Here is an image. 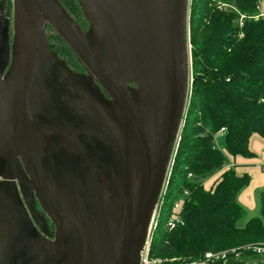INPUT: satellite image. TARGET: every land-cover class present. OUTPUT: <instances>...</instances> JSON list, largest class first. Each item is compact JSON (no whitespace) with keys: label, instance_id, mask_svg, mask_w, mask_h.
Listing matches in <instances>:
<instances>
[{"label":"water","instance_id":"water-1","mask_svg":"<svg viewBox=\"0 0 264 264\" xmlns=\"http://www.w3.org/2000/svg\"><path fill=\"white\" fill-rule=\"evenodd\" d=\"M76 1L87 28L60 0H12L11 59L8 39L0 49V196L31 226L18 179L54 233L40 218L38 234L19 242L0 227V264L27 252L28 264H139L171 172L192 81L189 0ZM48 26L83 72L49 47ZM48 135L51 149L41 142Z\"/></svg>","mask_w":264,"mask_h":264},{"label":"trees","instance_id":"trees-1","mask_svg":"<svg viewBox=\"0 0 264 264\" xmlns=\"http://www.w3.org/2000/svg\"><path fill=\"white\" fill-rule=\"evenodd\" d=\"M60 1L80 25L85 24L76 0ZM260 5L264 10V0H191V94L162 204L165 217L153 235L154 256L192 260L209 250L235 248L239 255L231 253L226 264H264L250 261L259 254L244 248L264 242V190L260 216L238 225L245 210L237 194L249 182V175H238L230 168L209 189L203 185L230 157L253 156V136L264 139V18L257 16ZM47 30L51 31L49 47L68 66L83 71L57 33L50 26ZM177 200L183 224L168 229L165 219Z\"/></svg>","mask_w":264,"mask_h":264},{"label":"built area","instance_id":"built-area-1","mask_svg":"<svg viewBox=\"0 0 264 264\" xmlns=\"http://www.w3.org/2000/svg\"><path fill=\"white\" fill-rule=\"evenodd\" d=\"M257 16H261L264 18V13L260 12ZM187 36H188V42H189V32H187ZM188 93L189 95L187 98V103L190 97V88H189ZM223 132H224V128H221L219 131V134H222ZM179 140H180V133L177 136L175 143H174V150L172 152V157L170 161L171 164H173L174 162ZM171 166L172 165L169 166L170 171L172 168ZM262 169L264 170V166ZM189 176H191V174H189ZM168 178L169 177L166 178L161 188V191L158 195L157 201L153 207V210H152V213L149 219L148 227H147L146 237H145L142 249L140 251L139 264H226L228 257L231 253H234L236 256H238L239 252L236 251L235 248H232L230 250L226 249V250H218V251L209 250V251H206L202 257L198 259H192V260L180 259L177 257L162 258V257L154 256L152 254L151 248H152L153 235L155 231L157 230L158 226L160 225V223L163 221L161 209H162V204L164 201V195L166 192ZM203 185H204V182H203ZM184 194H187L186 190L184 191ZM181 209L182 207H181L180 201L179 200L175 201L172 207V210H173L172 213L169 214L165 219V226L168 229H173L177 227L178 225L183 224V219L180 214ZM244 248L251 249L253 252H255V254L264 255V245L262 244H249V245L244 246Z\"/></svg>","mask_w":264,"mask_h":264},{"label":"crops","instance_id":"crops-1","mask_svg":"<svg viewBox=\"0 0 264 264\" xmlns=\"http://www.w3.org/2000/svg\"><path fill=\"white\" fill-rule=\"evenodd\" d=\"M261 12L264 13V10H261ZM220 136L221 134L218 135V138ZM250 148L254 152L253 156L236 155L230 157L221 170L215 172L204 181V187L209 189L221 173L230 168L234 169L238 175L248 174L250 180L238 192L237 200L242 206L252 210L254 216L251 217H258L260 216V195L264 190V170L262 169L264 166V139L257 135L253 136L250 140ZM258 208L259 215H256Z\"/></svg>","mask_w":264,"mask_h":264},{"label":"rangeland","instance_id":"rangeland-1","mask_svg":"<svg viewBox=\"0 0 264 264\" xmlns=\"http://www.w3.org/2000/svg\"><path fill=\"white\" fill-rule=\"evenodd\" d=\"M190 3L191 0H189V7H188V32H189V43H190ZM260 10H263V5H260ZM81 16V15H80ZM78 16V17H80ZM82 17V16H81ZM51 31L47 30V34H49ZM191 47V46H190ZM190 62H191V52H190ZM190 78H191V63H190ZM192 82V81H191ZM190 94H191V86H190ZM217 144L219 146L222 145V140L221 137H219V139L217 140ZM17 205L16 202L11 201L8 197L0 196V227L4 229V232L6 233V236L9 235H13V232H19V238L18 241H21V239H24L25 235L27 232H33L34 235H37V228L35 226V220H36V215H32L29 217L32 221V219L34 220V222H31V226H25L24 222L28 219V216L25 213V210H16V208L13 207ZM259 205H260V201H259ZM260 207V206H259ZM244 214L243 216L238 220V225H243L245 223V221L251 217L254 216V214H252V210H250L249 208H247L246 206L244 207ZM259 215V208L257 210V214ZM165 217V215H164ZM163 217V218H164ZM37 230H36V229ZM8 233V234H7ZM252 244H262L264 245V242H254ZM31 255V252H27L26 254H23L24 258H19L20 259V263L19 264H28L29 261H27L26 259H29V256ZM251 259H254L255 261H260V262H264V255H257L255 257H250V261H252ZM253 260V261H254Z\"/></svg>","mask_w":264,"mask_h":264},{"label":"flooded vegetation","instance_id":"flooded-vegetation-1","mask_svg":"<svg viewBox=\"0 0 264 264\" xmlns=\"http://www.w3.org/2000/svg\"><path fill=\"white\" fill-rule=\"evenodd\" d=\"M78 7H79V5H78ZM80 13H81V10H80ZM81 16L83 18L82 13H81ZM83 20H84V18H83ZM81 26L83 28H87L88 24L85 21V24H81ZM12 37H13V2H12V0H0V49L1 48L5 49L6 47H8L7 44H5V42H3L4 39H8V42H9V57H10V59H11ZM9 67H10V61H9L8 65H7V67L5 68V71H4L5 74L7 73V70L9 69ZM57 67H59V69H60V72H59L58 76L65 75V72H64L65 70L62 69L61 66H59V65H57ZM52 68H54V67H52ZM68 68L71 69L74 72H77V73H81V72L84 71V70L83 71L82 70H76V69H74V68H72L70 66H68ZM47 75H48V72H47ZM46 103H48L47 100H46ZM44 138L45 139H42V141H41L42 143L46 144V145H44V147L47 148V149H51L52 146H54L53 139H52L51 135L44 136ZM29 181H30L29 177H26V178L22 179V185H23L24 189L26 188V191L30 187L29 186ZM0 182H3V178L1 176H0ZM15 182H16V185L18 187L17 190L19 192L20 198L23 201L27 212L30 214V216H32L31 213H30V210L34 209V211L39 214V216H37V218H40V223L43 224L45 227L47 226V231H49L50 233L53 234L54 233V226L52 225L51 221L46 217V214L44 213L40 203L36 199V196H34L33 198H30V201L27 204L24 201L23 197H22V189H21V184H20L19 180L16 179ZM29 196L30 195H28V197ZM32 221L34 222L33 219H32ZM45 221H46V223H45ZM36 227H38V226L36 225ZM52 238H53V236H52Z\"/></svg>","mask_w":264,"mask_h":264}]
</instances>
